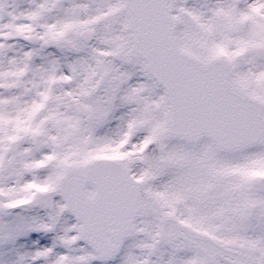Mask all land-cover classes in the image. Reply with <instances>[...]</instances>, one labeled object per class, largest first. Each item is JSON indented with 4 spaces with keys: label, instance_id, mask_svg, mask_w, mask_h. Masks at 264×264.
Listing matches in <instances>:
<instances>
[{
    "label": "snow or ice",
    "instance_id": "1",
    "mask_svg": "<svg viewBox=\"0 0 264 264\" xmlns=\"http://www.w3.org/2000/svg\"><path fill=\"white\" fill-rule=\"evenodd\" d=\"M0 264H264V0H0Z\"/></svg>",
    "mask_w": 264,
    "mask_h": 264
}]
</instances>
